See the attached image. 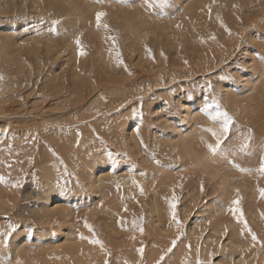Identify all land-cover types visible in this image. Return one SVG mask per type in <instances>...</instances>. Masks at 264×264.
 Returning a JSON list of instances; mask_svg holds the SVG:
<instances>
[{
    "label": "bare ground",
    "instance_id": "bare-ground-1",
    "mask_svg": "<svg viewBox=\"0 0 264 264\" xmlns=\"http://www.w3.org/2000/svg\"><path fill=\"white\" fill-rule=\"evenodd\" d=\"M233 5H236L237 7L234 8ZM209 6L212 7L211 18H209V13H208V7ZM16 7H18V11H22L25 8H28L30 11H32V13H33V14H31L32 22L27 23V21H24L22 19L21 20H15L14 17H12L13 15H11V13L13 12V8H16ZM200 9H206V10L200 11ZM97 11H105L107 13L105 20L110 25L111 28H113V29L116 28L118 25V22H119V29L120 30L116 29V31L119 33V38L121 40V41H119V43H120V51L122 53V58H123V64H121L120 66H117L114 58L109 56V53L107 51L108 45L102 39L103 33L97 32L95 29V13ZM217 14L220 15L224 24L227 26L228 29L231 30V32L233 34H236L235 32L239 31V32H241V34L244 35L243 36L244 40H243V42H240V47H239L241 54L239 53L240 55L238 57V61L236 60L237 62H239L240 66L242 67V70L234 69L233 72L235 75H233V76L234 77L236 76V79H237V81L235 80L236 81L235 83H229L228 84L226 81L218 82L219 87H221L219 89V92H220L221 97H222L221 99L223 101H227V103L239 105L240 106V112L244 116V117H242L243 119H245L247 117L258 118L259 120H261V123H264V63H262L257 58V55H256V54H259L260 57H264V0H171V6L166 9L165 16L163 18H160L156 15H152L148 11H146L145 8L143 7L142 0H128L127 4H119V3L113 2V3H105L103 5L90 3L89 0H0V63L2 64V65L0 64V66L5 67L6 65H8L12 69H16L17 71H20V70L27 69V65H28L27 60L32 62V64H34L38 68L40 67L41 64H43L42 62L45 61L46 63L53 64L52 68L51 67L49 68V66H48V68H49L48 70L50 72L49 80L52 83H56L60 80V77H62V78L68 77L70 80H73V81H78V80L81 81L82 77L87 76V73H85V72L88 68V64L92 63V64H95L93 66H95L96 71L99 74V76L102 77L105 80V82H107L111 85L117 84L116 89L118 90L122 84H124L126 81L129 80V76L127 74V71H125V68H127L128 66H131V69L133 68L132 69L133 71L131 70V72H132V74H135L137 76H138V72L134 73L136 71V70H134L135 68H137L139 71H141L142 74L143 73L147 74V73L152 72L156 69L155 68L154 70H152L153 67L151 68L153 61L151 60V58H149L148 53L145 51V45H147V48L150 49L153 54H156L158 59L161 58L160 55H161V49L162 48L165 47V48L169 49V60H167L166 66L164 65L165 67H168L169 71L171 69L170 72L168 71V75L173 74V71L179 72V70H181L180 72H183L184 70L185 71L188 70V67H189L188 62L191 59H193L194 63L197 65L201 64L202 61H204L205 55L207 52V48L206 47L203 48V46L199 45L200 44L199 43L200 38L196 39V40L193 39L195 36H199L200 32H201L200 37H203L208 32L211 31L212 32L211 34L214 35L216 37V39H219L218 41H214V40L208 41V38H206L204 40L208 44L207 46L213 44L211 46L213 47L214 50L220 48L221 46L226 45L227 40H228L227 37L229 35L224 30V28H222L220 26V24L216 20ZM237 16L240 17L239 21H242V24L236 19ZM57 19L61 20V24L58 26L60 34L58 36H54V35L50 34L49 28L52 24V21L57 20ZM238 22H239V24H238ZM177 25H179L180 27H177ZM203 30H205V31H203ZM37 33H39V35ZM79 33H83L82 40H83L84 44L86 45L85 50L87 52V55L78 58L77 54H76V49L72 43V40L75 37V35H77ZM237 34H239V33H237ZM241 34H240V36H241ZM237 37H239V36L237 35ZM238 39H240V38H238ZM183 41L185 42L187 48H184L180 45V43H183ZM205 42H204V44H205ZM214 44H218V46L216 45L217 47H215ZM211 46H209V47H211ZM246 46H248V47L253 46L256 48V50H247V49H245ZM183 52H185L186 54L184 55ZM211 53H212V51H211ZM221 53H219V54H221ZM154 57H155V55H154ZM208 58L209 57H206V60ZM185 60L187 61V64L184 63ZM159 62L157 61V59L155 60L156 64H158ZM164 62H165V60H164ZM79 65L80 66L82 65V67H79ZM161 66H163V65H161ZM193 68H195V67H193ZM1 70L3 72H5L3 69L0 68V71ZM222 72H220V73L221 74L225 73V72H223V73ZM165 73H166V71H165ZM152 79H154V78H152ZM229 79H231V78H229ZM130 80H132V78ZM166 80H168V79H166ZM68 82L69 81H67V83ZM147 83H145V85H147ZM212 83H213V81H212ZM134 84H135V82H134ZM149 84H150V81H149ZM156 84L157 83H155V85ZM64 85H65V80H64ZM155 85L153 84V89H154ZM67 87H68V85H67ZM99 87H100V85H99ZM142 87L144 88L145 86H142ZM204 87H203V89H204ZM86 88H89V87L87 86ZM114 88H112V89H114ZM96 89H98V88H96ZM112 89H111V91H113ZM165 89H166V86H165ZM94 90H95V88H94ZM201 90H202V88H201ZM212 90L214 91L215 89L212 88ZM64 91H65V89H64ZM178 91L181 92L180 90H178ZM183 91L178 96H176L177 107H178V109H177L178 111L176 113L173 112V108L171 107V104H170L171 99L167 98L166 94H165L166 97L164 95L165 98L162 99L163 96L160 93L161 94V100H159L160 98L155 99L156 98L155 97L154 98L156 100L154 102L155 104H152V105L150 104V106H149L148 104L144 103V106L142 108H146L147 105L149 107H152V110H151L152 116L151 115H148V116H151V119H153V121H154L153 124L156 123V125L153 128L154 132H152L150 134L151 136H150L149 141L151 143L150 142L148 143V144H150L151 147L149 145H147V143L145 142L146 140H143V143L147 149L145 147L141 146L140 140L142 138L143 133L141 134L140 130H139V132L141 135L139 137L136 135V132H135V135H136L135 137H132L133 132H131L132 134H130V132H128L129 135H125L126 136L125 138L127 139L128 143L130 142L129 146L131 147V149L135 150V155L138 156L139 158L142 157V159H139V162L142 165L141 167H144L145 165H149V166H152L151 168H152V171H154L153 173H157L156 171L160 172L159 174H161L162 177H159V178H162V181H160V180H158V181L161 182L162 189H163V186L166 187L165 185L168 184L169 181L172 182L171 186H173V183L176 182V181H174L175 177H178V175L177 176H175L176 174L173 175L171 172L172 170L165 168L164 162H162L163 165H160L161 164L160 161H158V163L151 161L150 157H152L154 155V151L157 150L160 145H164L165 147H167L168 150L170 149L171 151H173V153L175 152L174 158L180 159V162H179L181 164L180 166H186V168L193 169V171L195 173V175L192 177L193 181H194V179L196 181H199V180H205L206 181V186L209 187L208 188L209 196H210V192H211L212 199L206 205H200L198 210L195 211V213L191 212L190 209H188V206L186 204H184L181 207L179 206L180 208L178 207L179 208L178 212H179V215L182 216L183 219L184 218L187 219L186 216L189 217L193 213L192 217H190L193 220L190 222L191 219L190 220L187 219L188 222L186 220V227L184 228L185 236L187 237V239H190L192 242L196 243V238H200V236L202 235L201 240H203L204 243L206 244V246H208L209 248L215 247V242H220V241H222V243L226 242V244H223L224 245L223 248L220 247L218 244V246L221 248V249L219 248L221 250V252H219L218 255L214 258V264H227V262H228V259L226 258L227 255L226 254L224 255V259H222V257H221L223 255L224 249H226V251L233 249L239 255L242 253H246L247 251L252 250L253 248H250L251 238L245 237L246 235L243 237L240 235L239 226L236 225V223L232 221L233 218H232V220H230V218L228 217L229 221L228 220L225 221V218L229 214L225 211V209L228 207L230 201L233 199L234 190L238 188L240 190V195L242 197L241 203L247 204L246 205L247 209L245 206V217L247 219L248 224L250 226L254 227L255 229L260 228L261 222H262V220L260 218V213L264 212V200L259 199L258 193L256 191V187H257V185H259L260 187H264V178H261L258 180L255 172H253L252 175H248L246 173L239 172L237 169L233 168L230 164H228L227 160L221 158L220 156H212L208 152V150L203 147V144L201 143V137L202 136L204 137V139L207 136V139H209V141H210V138H209L210 135L201 131V127L210 126L209 121L208 120L205 121L203 119L205 117L200 113V109L203 106L204 97L206 95L205 94L204 95L199 94L203 98L202 101L200 100V98L195 100V101H191V98L189 97V95L185 94V92L183 93ZM217 91H218V89L216 90V92ZM166 92H164V93H166ZM204 93H206V92H204ZM113 94L115 95V93H113ZM208 94H211V93L209 92ZM215 94H217V93H215ZM131 95H129V96H131ZM140 95H142V94H140ZM199 95H195V96L198 97ZM217 95H219V94H217ZM8 96H10V95H8ZM91 97H92V95H91ZM100 97H102V96H99L98 98H100ZM117 97H118V95L116 96V98ZM144 97H142V98H144ZM1 98L3 99V97H1ZM1 98H0V100H1ZM58 98L60 100V97H58ZM79 98H81V97H79ZM98 98L97 97L94 98V100H96V102H98L97 104L100 103V101H98ZM90 101L87 103H90ZM125 101L127 102L126 99H125ZM132 101H134V100H132ZM139 101L140 100H138V102ZM152 101H154V100H152ZM11 102H13V101H11ZM94 102L95 101H91L92 106H94L93 105V104H95ZM101 102H105V101H101ZM18 103H16V104H18ZM73 103H75V102H73ZM148 103H151V101ZM61 104H63V103H61ZM136 104H138V103H136ZM1 105L2 104L0 102V111L3 110L2 109L3 107L1 108ZM133 105H135V104H133ZM133 105L131 107H134ZM4 106H5V104H4ZM56 106H58V105H56ZM84 106L87 107L88 105H84ZM96 106H98V105H96ZM127 106H129V108H130V104ZM135 106H138V105H135ZM12 107H13V105H12ZM86 107H84V109H86ZM88 107H91V105L89 104ZM121 109H122V107H121ZM137 109L139 110V108H137ZM180 110H182L181 114H178L180 112ZM42 111H43V109H42ZM130 111H133V110H130ZM229 111H231V110H229ZM3 112H4V110H3ZM43 112H45V110ZM115 112H117V111H115ZM147 112H148L147 114H150L149 110ZM0 113H2V111ZM39 113H41V112H39ZM20 114H22V113H20ZM77 114H78L77 116H79V113H77ZM2 116H3V114H2ZM113 116H115V115H113ZM121 116H123V115H120V117ZM44 117H46V116H44ZM118 117H119V115H118ZM130 117L131 116H129V118ZM6 118L8 119V117H6ZM23 118H20V119H23ZM73 118H74V116H73ZM5 119H4V121H5ZM132 119H134V120H132V122H134L138 118L132 117ZM15 120H17V119H15ZM149 120H150V118H149ZM150 121L152 122V120H150ZM125 122H127V121H125ZM129 122L132 123L131 121H129ZM129 122H128V124H129ZM135 122H137V123H135V125H138V123L142 124V121L140 122L139 120H137ZM241 122H243V121H241ZM118 124H121V123H118ZM149 124H147V125H149ZM128 127H130V126H128ZM161 127L164 128L165 132L162 131ZM4 129H6V128H4ZM4 129H2V130H4ZM111 129H112V127H111ZM126 129H124V130H126ZM135 129H137V128L135 127L134 129L132 128L131 130H135ZM141 129L145 130L143 128V126ZM22 130H21V132H22ZM129 130L127 129V131H129ZM259 131H257V132H259ZM21 132H20V134H21ZM23 132H22V134L25 133V132L24 133ZM30 132L32 134V131H30ZM4 133H5L4 131L0 133V135L2 137V139L0 138V142L2 140L1 143H4V141H5V140H3L4 138L2 136ZM9 133L10 132H8L7 133L8 135H6L8 137V140L11 138V137L9 138V136H11V135H9ZM27 133H28V131H27ZM117 133H119V132H117ZM120 133H122V135H123V132H120ZM255 134H258V133H255ZM24 135H26V134H24ZM7 137H5L6 140H7ZM252 141H253V143L259 142V140H258V138H256V136H255V138H253ZM256 141H258V142H256ZM10 142L11 141L9 140V143ZM26 142H28V141H26ZM260 144L261 143H258L257 145L260 146ZM7 147H8V145H7ZM0 148H1V146H0ZM2 150H0V151L2 152ZM85 151H83V153ZM3 152H5V151H3ZM93 152L98 154L97 150H95ZM128 152L130 153V156L132 157L133 155L130 151V148H129ZM69 153H70V151H69ZM69 153L66 156L71 154V153L70 154ZM104 154H106V153H104ZM145 154H147V155H145ZM3 156H5V155L3 154ZM90 156L91 155H89V157ZM106 156H108V155H106ZM6 157L7 156H5V158ZM12 157H10V158H12ZM91 157H93V156H91ZM91 157L89 160L90 163H92L91 159L93 161V158H91ZM97 157H98V155H97ZM101 157H102V155H101ZM102 158H101V160H102ZM1 159L2 158H0V160ZM3 160H1V161H3ZM5 161H7V163H9L8 159H5ZM87 161L88 160H86L84 163L87 165V170L88 169H90V170L85 171L83 161H81V166H82L83 170H81V168H80V170H81V172L85 171V173H82V175H83L82 178H79L78 175H74V177L80 182L79 184L78 183L76 184V186H77L76 189H80L78 186H81L83 189H89L90 190L89 193L91 195L89 197L88 203L92 204L91 206H96L97 210L99 211L98 213H100V215H101V212L103 214L106 213L105 219H103V220H105V221L108 220L107 217H109V215L111 217H113V219L115 218L117 220L118 219L124 220L123 215L120 213L121 211L119 212V209H118V212L115 210V203H116L117 208L123 207V209H124L126 203L129 202L131 198H134V197L140 195V190L132 185V183H131L132 179H135L139 183V185L143 188V191L145 190L144 193H148L149 188H150L149 184L151 182L150 181V178H151L150 175L152 173L149 176H148L149 173H146L143 176L137 175L139 177H136V176H123L122 177V176L117 175L118 177H116V178L110 176V179H105L104 173H106L107 170L110 171V169L111 168L113 169V167H111V168L109 167L108 169L107 168L104 169V167L102 168L100 166L98 168L99 165L95 162V164H93L94 168L93 167L91 168V166L88 164L89 161L88 162ZM104 161H105V159H104ZM237 161H235V163L238 164L240 167L248 168V169L258 168L257 166H252V165L247 166L248 164L245 165L244 163L242 165V162L239 163ZM4 162H2V163L5 165L6 163H4ZM70 162H71V160H70ZM25 163L27 164V162H25ZM31 164L29 165V161H28L29 167L31 166ZM256 165H258V163ZM126 166H127V164H126ZM52 167H54V166H52ZM107 167H108V165H107ZM0 168L1 169H3V168L7 169V167H4V166L2 168L1 165H0ZM148 168L149 167H147V169ZM9 169H7L8 170L7 172H9V174L10 173L12 174L13 169H11L12 170L11 172L9 171ZM73 169H74V167L72 168V170ZM119 169H121V168L119 167L118 170ZM182 169L184 170L185 168H182ZM45 170H47L46 167H45ZM76 170L79 173H81L80 170H78V169H76ZM76 170L74 171L75 173H76ZM118 170L115 168L114 171L118 172ZM143 170H144V168H143ZM143 170L141 173L146 171V169H145V171H143ZM55 171H54V173H55ZM139 171H141V170H139ZM2 172H4V171L2 170ZM69 173L71 174V172H69ZM120 173H122V172L119 171V173H117V174H120ZM135 173L136 172L134 171V174ZM44 174H47V173L44 172ZM125 175H127V172ZM9 176H8V178L11 177V176L10 177ZM39 176H40V174H39ZM56 176H58V175H56ZM72 176H73V174H72ZM46 177L49 178V176H47V175H46ZM153 177L155 178V175H153ZM8 178H6L7 181H8ZM51 179H53V178H51ZM51 179H50V181H52ZM55 179H56V177H55ZM82 179H83V181H82ZM11 180H13V178ZM108 181L110 182V186H109L110 192H105V189L108 188L107 187ZM153 182H156V181L154 180ZM160 182H158L159 185H160ZM8 183L6 184V188H7ZM11 183L12 182H10L9 185ZM52 183L53 182H51L49 184L52 185ZM57 183H58V181H57ZM63 183L64 184H62V183L61 184L65 185V182H63ZM197 183H199V182H197ZM201 183H202V181L199 183L200 185L197 184L198 189H199V190L197 189V191H201ZM82 184H83V186H82ZM117 184H119V190L117 189ZM197 185H196V183L191 182V187L192 186L197 187ZM2 186H3V184H0V187H2ZM76 186L73 185L72 188L74 189V187H76ZM8 187L13 188V186H8ZM54 187H56V186H54ZM54 187L50 186V185L49 186L46 185L45 189L42 191L43 199L38 200V201H40L41 204L45 205L43 207L47 210V212L45 214V211L43 210L44 209L43 208L42 214L44 213L45 215H47L46 218L47 217L52 218V215L53 214L55 215V212H57V211L58 212L61 211L64 213L63 214L64 216L62 218V223H64V224H63V226H61L62 228H58V229H60L59 237H57V240H51L53 242L54 246L50 247V248L51 249L53 248L54 250L55 249H64V251H66V250L71 251L72 250L75 253L70 254L71 258H73V260H75L76 262L80 263L83 260L80 259L79 255L77 253V250H79L81 248V246L86 247L87 245L85 244L84 241H81L77 238V230H79V232L81 233V230L83 228H79L74 223V221H73L74 219L72 218V216L68 212L70 210L69 208L73 207L77 202H80V200L82 199L83 196H82L81 192L79 190H77V191H79L78 197H76V195H75L72 197L68 196L69 198L62 196V198H61L60 196L62 194H60V191L62 193L63 192L62 190L64 188L62 187L63 189L61 190V188L57 189ZM195 187H192V189L191 188L187 189L186 193L184 192L185 193V201H187L189 198L194 196V195L192 196V193L196 190ZM76 189H74L75 192L72 191V192H74V194L78 193V192H76ZM3 190H5V188ZM12 190L13 189H11V191ZM18 190H19V188H18ZM65 191H64V193H65ZM138 191H139V194L137 193ZM161 191L162 192H160V191L159 192L163 193L165 190L164 191L161 190ZM3 194L4 193H2V194L0 193V208L6 207V209L5 208H3V209L8 211V209H9L8 206H12L10 204L13 202L11 201L10 204L4 202V199L6 200V196H5L6 194H4V195ZM8 194L9 193H7V195ZM10 194H11V192H10ZM151 194H150V196H152L153 199L151 202H148V203L151 204V205L150 204L149 205L151 206L152 211L150 209L149 210H150V213L152 212L153 215L151 214L152 218H150V219H152V221H151L152 223L149 225L148 228L151 229L155 225V227L157 226V228H155L157 233H161V235L163 234V236L167 235L170 232L168 229L164 228L165 226L163 224L165 223V221H164V223H161V222H159V220L161 221L162 219H166V217H168L169 215L166 216V214H163L165 212L162 209H160V206H159L160 204L159 205L157 204V202H156L157 199L154 197L155 195H151ZM205 194H204V196H205ZM146 195L147 194H145V197H146ZM158 195H159V193H158ZM143 196H144V194L142 195L143 200L146 199ZM195 196H196V194H195ZM12 197H15V199H12V200H14L16 202L17 196H12ZM162 197H165V196H162ZM107 198L110 200V202L105 203ZM138 199H140V197H138ZM135 200H137V199H135ZM166 201H167V197H166ZM118 202H122V203H118ZM163 202H165V200ZM146 203L144 202V204H146ZM6 204H8V205H6ZM63 204L66 205V208H62V207L60 208V206ZM130 204L131 203H129L128 205H130ZM244 204H243V206H244ZM194 205H195V203H194ZM91 206L86 205L87 208H89ZM19 207H20V205L18 206V209H19ZM11 209H12V207H11ZM90 209H92V208H90ZM163 209H165V208H163ZM20 210H22V209H20ZM106 210H108V212H106ZM0 211H1V209H0ZM123 212H126V211L123 210ZM0 213H2V211ZM34 214H36V213H34ZM42 214H40V215H42ZM127 214H128V212H127ZM127 214H125V215H127ZM167 214H169V213H167ZM195 214H197V216H195ZM20 215H22V214L20 213ZM149 216H150V214H149ZM183 216H185V217H183ZM100 217H101L100 221L102 222L103 216H100ZM40 218H42V217H40ZM96 219H99V218H96ZM117 220L113 221L114 223H112V220L111 221L109 220V222L112 223L110 225L105 224L104 222H102L104 224L101 223L102 225L106 226V228H107L106 232L109 235H115V234L120 232L121 227L117 224ZM203 221H205V222L203 223ZM23 222H26L24 220V218H23ZM29 223H31V222H29ZM41 223H42V221H41ZM97 223H99V222H97ZM49 224H50V222H49ZM49 224H48V226H49ZM21 225H23V224H21ZM225 226H227L228 234L226 236H222V233L224 231ZM24 227H25V225H24ZM28 227H29V225H28ZM56 227H57V225H56ZM31 228L30 229L27 228V230L31 231L32 230ZM34 228H33V230H34ZM95 228H97V225L95 226ZM53 230H55V229H53ZM84 230L85 229H83L82 231H84ZM263 230H264V228L261 231H263ZM28 231H26V232L24 231L25 233L23 232L22 234L24 235ZM85 232H86V230H85ZM124 232L122 231V234ZM37 233H39V232H37ZM42 233H43V231H42ZM56 233L58 234V230ZM33 234H34V232H33ZM161 235L158 234V236H161ZM47 236H49V234ZM16 237H15V240H16ZM25 237H27V238H22L21 240L19 239L21 244L23 243L22 247H23V249H25V252H24V250L23 251L20 250L21 252L19 251V249L22 248V247L19 248V245H20L19 244L20 242H18L19 240L16 241L18 243H16V242L10 243L12 245L11 246L9 245V247L7 249H5L2 244H0V260L9 259V260H11V263H13V261L16 262L17 260H15V258H14L15 254L17 256H21V255L26 253V251H27L26 249L29 250L31 248V246L28 244L30 246L29 247L27 245V243L37 244L38 240H36V238L29 237V236H27V234L25 235ZM41 237L43 238V236H41ZM50 237L51 236H49V238ZM121 237H122V235H121ZM156 237H157V235H156ZM37 238H39V236ZM17 239H18V237H17ZM51 239H52V237H51ZM153 239H152V241H153ZM258 239L261 241H264V237H259ZM160 240L162 243V241L164 239H160ZM44 242L47 243L48 239L44 240ZM44 242L42 241L43 245L46 244V243L44 244ZM149 244L151 245V243H149ZM23 245H25V246H23ZM43 245H40L39 247L37 246V249L38 250L42 249L44 247ZM163 245H166V243L165 244L163 243ZM163 245L160 244V246H163ZM34 247H36V246H34ZM45 247H46V245H45ZM164 247H166V246H164ZM46 251H48L47 248H46ZM55 251H57V250H55ZM55 251H53V252H55ZM82 251H84V250H82ZM39 252H41V251H39ZM149 252L153 253L151 251H149ZM179 252H181V251H179ZM194 252L195 251H193V253ZM259 252L262 253L261 256L257 255L256 254L257 252L254 253V256L255 257L259 256L262 259H264V248H263V251H259ZM156 253H157V251H156ZM49 254L50 253H48V256H51ZM63 254L64 253H62L61 255H63ZM158 255H157V257H158ZM176 256L178 259V254H176ZM32 257H34V256H31L29 258L25 257V259L27 258L26 263H27V260L28 259L30 260V258H32ZM38 257H40L41 261H39V262L41 263L42 260H44V253H42V252L39 253ZM38 257H36V258H38ZM55 257H53V258H55ZM139 257H140V255H139ZM13 258H14V260H13ZM22 258H24V257H21L19 259L21 261V264H22V262H23V264H26L25 261H22L23 260ZM168 258H170V256H168ZM168 258H166V259H168ZM148 259L150 261L154 259L153 261H151V262H154L156 259V254H153V256L151 255V257ZM49 260H51V259H49ZM59 260L62 261V259H59ZM169 261H170V259H169ZM169 261H167L165 263L172 264ZM233 261H235V260H233ZM241 261H242L241 259H238V261L236 263H233V264H240ZM177 262H178V260H177ZM29 263H30V261H29ZM62 263L63 262H61L60 264H62ZM72 264H74V263H72ZM175 264H180V262L179 263L175 262ZM231 264H232V261H231ZM245 264H247V262Z\"/></svg>",
    "mask_w": 264,
    "mask_h": 264
},
{
    "label": "rangeland",
    "instance_id": "rangeland-1",
    "mask_svg": "<svg viewBox=\"0 0 264 264\" xmlns=\"http://www.w3.org/2000/svg\"><path fill=\"white\" fill-rule=\"evenodd\" d=\"M205 10L206 9H200V11H205ZM31 14H33V13L28 8H25L22 11H18V7L13 8V12L11 13V15H13L12 17H14L15 20H21L22 19L24 21H27V23H31L32 22ZM239 22L242 24V21H239ZM239 22H238V24H239ZM116 29L120 30L119 29V22H118L117 27L114 28V30H116ZM203 31H205V30H203ZM211 33L212 32L210 31V32H208L205 35L206 37L205 36L200 37L201 36V32H200L199 36H195L193 38L195 40L200 38V41H199L200 44L199 45L203 46V48L204 47L207 48L205 59H204V61H202L203 64L201 63V64L197 65V64L194 63V60L191 59L188 62L189 63L188 70L185 71L183 69L184 70L183 72H180L181 70H179V72L178 71H173V74H169L168 75V71L169 70H168V67H165V66H166L167 60H169V49L164 47V48L161 49V52L164 53V56L162 58V56L160 55L161 56L160 59H158L156 54H153L152 51H151V53H152L151 60L153 61L151 68L153 67L152 70H154L156 68L152 72H149L147 74H145V73L142 74L141 71H139L137 68H135L134 70H136V71L134 73L138 72V76L135 75V74L129 75V71L131 72V70L133 68L131 69V66L127 65L128 66L127 67L128 68L127 74L129 76V80L126 81L124 84H122L121 87H119L118 90L116 89L117 84H115V85L112 84L111 85V84L105 82V80L102 77L99 76V74L96 71L95 66H93L95 64H92V63L88 64V68H87V70L85 72V73H87V76L82 77V80H81L82 82L79 81V80L78 81L70 80L68 77L67 78L60 77V80L58 82H56V83H52L49 80L50 72H49L48 69L50 67L52 68L53 64L46 63L45 61H43L42 62L43 64L40 65V67H39L40 69L38 67H36L34 64H32V62H30L28 60H27V62H28L29 66L27 65V69H25V70L17 71L16 69H12L8 65H6L5 67L0 66V68L5 71V72H3L2 70L0 71V74H2L3 77H4L3 81L0 83V89H2V90H0V98L3 97V99L1 98L0 102L3 105V106L1 105V108L3 107L2 109L5 112L4 113L3 110H1L2 113H0L1 114L0 115V129L2 130L4 128H6V129H4L2 131L0 130V131L1 132H3V131L5 132V130H6V132L8 131V132L11 133V134L9 133V135H11V136H9V138L11 137L9 140L11 141L10 143L12 144V150H13L11 153H9L7 151V148H8L7 145L9 144V140H8V137L6 135H4L5 134L4 133L2 136L4 138L3 140H5V141H4V143H1L2 142V140H1V142H0V146H1L0 150L3 149L2 152L0 151V158H2L1 160H3V159L4 160L3 161L0 160L1 161L0 165L3 168V166L6 167L5 165L10 163L11 167H9L10 169L7 167V169H9L10 172L12 171L11 169H13L12 174L14 173L13 175L11 173L9 174V172H7L8 170L6 168L5 169L4 168L3 169L0 168V175L4 176L5 179L8 178V176L10 175L11 177L9 176L10 178H8V182L9 183L12 182L10 185L8 183L7 188H6V184L7 183L3 184V186L0 187V193L1 194L2 193L6 194L5 195L6 196V200L4 199V202L9 203V204L11 203V201L13 202V203L10 204L12 206H8L9 207V209H8L9 212L7 210L3 209V208L6 209V207L0 208L1 211H2V213H0V232H1L0 235H2L4 229L7 226V223L12 222V223H16V224L20 225L21 227L14 234V236L11 238L10 243H14V242L18 241L19 239L21 240L22 238H27V237H25L26 234H27V236L36 238V240L39 241V242L37 241V244L27 243V245L29 244L31 246V248L29 250L26 249L27 250L26 253L21 255V256H17L15 254L14 255L15 260H19L21 257H24V258H22L23 260L22 259L21 260L25 261V263H26V259L27 258H29L31 256H34V257H32L33 259L32 258H30V260L28 259L26 264H39L40 263L39 261H41V259H40V257H38V255H39V253L42 252V253H44V260H42L43 263L41 262L40 264H53V263L54 264L55 263L56 264H60L61 262H63L64 264H69V263L70 264H72V263H74V264H85V263L86 264H103L104 255H103V253H101L99 247L93 246V245L89 244L87 241H84L85 244L87 245L86 247L81 246V248L79 250H77V253H78L80 259L83 260L80 263L76 262L75 260H73V258H71L70 254H74L75 253L74 251H72V250L71 251H69V250L64 251V249H55V250H57V251H55L53 248L52 249L50 248V247L54 246L53 242L51 240H57V237H59V232H60V229H58V228H62L61 226H63V224H64V223H62V218L64 216L63 212H61V211L58 212L57 211V212H55V215L54 214L52 215V218H49V217L46 218L47 215H45V214H46L47 210L43 207L45 205L41 204L40 201H38L40 199H43L42 191L45 189L46 185L47 186L50 185V186H53V187L56 186L54 188H57V189L61 188V190L64 188L62 190L63 191L62 193L60 191V194H62L60 196L61 198H62V196L66 197V198H69V197H72V196H75V195H76V197H78L79 191L81 192V194L83 196L82 199L80 200V202H77L73 207H70L69 208L70 210H69L68 213H70V215L74 219L73 220L74 223L79 228H83V229L86 230V232H85V230L82 231L83 229L81 230V234L85 233L84 236H89L90 235L88 230L86 228H84V226H83L84 221L87 220V222L90 225L93 226L95 232L98 235V238L101 239L104 242L105 247L111 253V255L109 257L110 264H124L125 261H128V264H137V261L141 260V257H139L138 253L136 252V249L141 246V243L143 244V247L145 246L144 247V252H143L144 255L142 257L143 264H146V263L149 264L151 261H153L154 259L151 260V261L148 259V258L151 257V255L153 256V254H156V259H155L154 262H151L150 264H156V262L160 259V256L163 254V252H165L166 249L170 246L171 240L176 236L175 226L171 225L170 214H167V213H169V207H167L168 203L166 202V197H167V199L168 198L170 199L172 194H173V191L175 192V194L178 197H180V199L178 201V206H177V213H178V218H180L181 222L184 224L185 227H186V220L187 219L188 220L191 219L190 222L193 220L192 218H190V217H192L193 213L189 217L186 216L187 219H185V218L183 219L182 216L179 215L178 209L181 206H183L184 204H186L188 206V209H190L191 212L195 213V211L198 210L200 205H206L212 199L211 192H210V196H209V192H208L209 191L208 190L209 187L206 186V181L205 180L196 181L195 179L193 181L192 177L195 175L193 169L186 168V166H180L181 165L179 163L180 159L179 158L178 159L174 158L175 157V152L173 153V151H171L170 149L168 150L167 147H165L164 145H160L159 148L154 151V155L152 157H150L151 161L152 162L155 161V163L160 161V163H161L160 165H163L162 162H164L165 163L164 167L169 169V170H172L171 171L172 174L173 175L176 174L175 176L178 175V177H175V180H174V181H176L175 182L176 184L173 183V186H171L172 182L169 181V183L165 185L166 187L163 186V189H162L161 182H160V181H162V178H159V177H162L161 174H159L160 172L156 171L157 173H153L154 171H152V168H151L152 166H149V165H145L144 167H141L142 165L139 162V159H142V157L139 158L138 156L135 155V150L131 149V147L129 146L130 142L128 143L127 139L125 138L126 137L125 135H129L128 132H130V134H132L131 132H133L132 137H135L137 135V134L135 135L136 129L135 130H131V129L132 128L134 129L135 127L137 128V126L139 125V130L141 131V134L143 133L141 139L142 140H146L145 142L147 143V145L150 146V144H148L150 142L149 141L150 136H151L150 134L152 132H154L153 128L156 125V123L153 124L154 121H153V119H151L152 107H149V106H150V104L151 105L155 104L154 103L156 101L155 99H159L160 98L159 100H161V94L163 96L162 99L165 98L166 95H167V98L171 99L170 100L171 107L173 108V112L176 113L178 111L177 110L178 107H177L176 96H178L183 90H184L183 93L185 92V94L189 95V97L191 98V101H195V100H197L199 98L202 101L203 100V98L201 96L202 94L203 95L205 94L206 96H208V95L211 96L212 93H217V94H219L218 96L220 97V102H221L222 106L231 115L233 114V116H234V118L236 120V124L239 125L242 129L251 128L254 131L253 132V138H255V136H256V138H258V140H259V142L258 141H256V142L261 143L260 146L264 145V143H263L264 142V139H263L264 138V123H261V120H259L258 118H249V117H247V118L243 119L242 117H244V116L240 112V106L237 105V104L235 105V104L227 103V101H223L221 99L222 97H221V94L219 92V89L221 87H219L218 82L226 81L228 84L229 83H235L237 81V79H236V76L235 77L233 76V75H235L234 72H233L234 69L242 70V67L240 66L239 62H237V61H238L239 55L241 54L240 50H239V47H240V42H243V40H244V37H243L244 35L241 34V32L236 31L235 32L236 34H233V36L229 35L227 37L228 40H227L226 45L221 46L223 49L220 47V48L214 50L213 47L211 46L213 44L209 45V46H211V47H209V46H207L208 44L205 41H204L205 44L201 43V38L203 40L208 38V41L209 40L212 41L211 39H209V36L212 35ZM237 33H239V34H237ZM240 34H241V36H240ZM237 35L239 37H237ZM238 38H240V39L242 38V39L240 40ZM218 40L219 39H215L214 41H218ZM119 41H121L120 38H119ZM180 45L182 47H184V48H187V46H186L184 41H183V43H180ZM216 45L218 46V44H214L215 47H217ZM119 46H120V43H119ZM245 49H247V50H256V48L253 47V46H249V47L246 46ZM210 50L212 51V53H211ZM183 53H184V55L186 54L185 52H183ZM219 53H221V54H219ZM154 55H155V57H154ZM121 56H122V53H121ZM165 57H166V59H165ZM206 57H209L210 59L208 58L206 60ZM156 59H157L158 62L160 61L158 64L155 63ZM164 60H165V62H164ZM160 64L163 65V66H161ZM48 66H49V68H48ZM79 67H82V65L81 66L79 65ZM193 67H195V68H193ZM165 71H166V73H165ZM170 71H171V69H170ZM222 71L225 72V73L221 74L220 72H222ZM200 76L201 77L203 76L204 78L203 77L201 78ZM220 77H226V79H220ZM84 78L85 79L87 78V79L85 80ZM131 78H132V80H130ZM152 78H154V79H152ZM229 78H231V79H229ZM166 79H168V80H166ZM64 80H65V85H64ZM67 81H69V82L67 83ZM149 81H150V84H149ZM212 81H213V83H212ZM134 82H135V84H134ZM154 82L157 83V84L155 85ZM209 82L212 84V88L215 89L214 90L215 92L213 90H212V92H210L211 94H208L209 92L207 90V84ZM145 83H147L148 86L145 85ZM153 84L155 85L154 89H153ZM67 85H68L69 88L67 87ZM99 85H100V87H99ZM87 86L89 88H86ZM142 86H145V87L143 88ZM165 86H166V89H165ZM111 87L112 88L115 87V88L112 89ZM203 87H204V89H203ZM94 88H95V90H94ZM96 88H98V89H96ZM101 88L102 89L104 88V89L102 90ZM110 88L113 91H111ZM201 88H202V90H201ZM64 89H65V91H64ZM217 89H218V91L216 92ZM178 90H180L181 92H179ZM203 91L206 92V93H204ZM112 92L115 93V95ZM164 92H166V93H164ZM140 94H142V95H140ZM199 94H201V95H199ZM8 95H10V96H8ZM12 95L13 96L15 95V96L13 97ZM91 95H92V97H91ZM117 95H118V97L116 98ZM129 95H131V96H129ZM164 95H165V97H164ZM195 95H199V96L196 97ZM99 96L104 97V99H101V97L98 98ZM58 97H60V100H59ZM79 97H81V98H79ZM95 97H97L98 101H100L99 104H97L98 102H96V100H94ZM142 97L145 98V99L144 98L142 99L143 101L140 99ZM125 99L127 100V102L125 101ZM90 100L91 101H95L94 102L95 104H93L94 106H92ZM132 100H134V101H132ZM138 100H140V101L138 102ZM152 100H154V101H152ZM11 101H13V102H11ZM14 101L16 103H18V102L19 103L16 104ZM89 101H90V103H87ZM101 101H105V102H101ZM150 101H151V103H148ZM73 102H75V103H73ZM61 103H63V104H61ZM136 103H138V104H136ZM144 103L148 104L149 106L147 105L146 108H142L144 106ZM4 104H5V106H4ZM89 104L91 105V107H88ZM129 104H130V108H129V106H127ZM133 104L138 105V106H135ZM12 105H13V107H12ZM56 105H58V106H56ZM84 105H88V106L86 107ZM96 105H98V106H96ZM132 105L134 107H131ZM84 107H86V109H84ZM121 107H122V109H121ZM128 108L130 110H133V111H130ZM137 108H139V110ZM42 109H43V111L45 110V112H43ZM148 110H149L150 114H147ZM229 110H231V111H229ZM115 111H117V112H115ZM141 111L143 112L142 119H141V116L139 115V113ZM181 111L182 110H180V112L178 114H181ZM39 112H41V113H39ZM20 113H22V114H20ZM77 113H79V116H77L78 115ZM2 114H3V116H2ZM113 115H115V116H113ZM118 115H119V117H118ZM120 115H123V116L120 117ZM148 115H151V116H148ZM44 116H46V117H44ZM73 116H74V118H73ZM129 116H131V117L129 118ZM6 117H8V119ZM132 117L133 118H138L135 121H137V120H139L140 122L142 121V124L138 123V125H135V123H137V122H135V121L132 122V120H134V119H132ZM20 118H23V119H20ZM149 118H150V120H152V122L149 120ZM4 119H5V121H4ZM15 119H17V120H15ZM203 119L205 121H207L206 118H203ZM124 120L127 121V122H125ZM129 121H131L133 124L130 123ZM241 121H243V122H241ZM128 122H129V124H128ZM118 123H121V124H118ZM147 124H149L150 126L147 125ZM128 126H130V127H128ZM142 126H143V128L145 130L141 129ZM111 127H112V129H111ZM126 128L128 130L129 129L130 130L127 131ZM124 129H126V130H124ZM161 129H162L163 132H165L163 127H161ZM21 130H22V132L24 131L25 133L24 132L23 133L26 134V135L22 134ZM27 131H28V133H27ZM30 131H32V134L37 136V139L35 141H33L31 139V136L29 135V134H31ZM116 131L119 132V133H117ZM233 131H235V130H233ZM257 131H259L260 133L257 132ZM20 132H21V134H20ZM120 132H123V135ZM78 133H79V136L77 135ZM255 133H258V134H255ZM141 134L139 132V136ZM26 136H28V140H27L28 142H26V140H25ZM5 137H7V140L5 139ZM13 137H14V139H13ZM0 138L2 139L1 135H0ZM209 138H210V141H209V139H207V136H206L205 140L208 143H214V140H212L213 138L211 136ZM230 138H229V140H227L225 142L224 147L231 148V147L235 146V144H236L235 135L231 136ZM77 141H79V142L77 143ZM258 143H253V141H252L251 146L253 148V155H251L250 157L237 156L238 159L235 157L234 162L238 160L237 162H239V163L242 162V165L244 163L245 165L248 164L247 166H249V165L251 166L252 165V166L259 167V160L258 159L260 158V155H261V153H260V148L261 147L259 145H257ZM203 147L206 148L204 145H203ZM129 148H130V151H131V153L133 155L132 157L130 156V153L128 152ZM95 150H97L98 154L93 152ZM3 151H5V152L7 151V152L5 153ZM69 151H70L71 154L69 153ZM83 151H85V152L83 153ZM103 152L106 153V154H104ZM68 153L70 155L66 156ZM108 153L109 154L111 153V155H109ZM125 153H126V156H125ZM3 154L5 156H7V157L5 158V156H3ZM8 155L9 156L11 155L10 157H12V156L13 157L10 158ZM89 155L93 156V157H91V156L90 157L93 158L94 162L91 159L92 163H90ZM97 155H98V157H97ZM101 155H102L103 158L101 157ZM106 155H108V156H106ZM145 155H147V154H145ZM101 158H102V160H101ZM229 158L232 159V157H229ZM5 159H8L9 163H7V161H5ZM69 159L71 160V162H70ZM104 159H105V161H104ZM86 160L89 161V162L88 161L87 162L91 166V168L92 167L94 168L93 164H95V162H96L99 165V166L97 165L98 168L101 166L102 168L104 167V169L105 168L108 169L109 167L111 168L112 165H113V162L116 161L117 163L115 164V166H116L115 168L118 170V168L120 167L121 169H119L118 172L114 171L115 168H113V169L111 168L110 169L111 172L109 170H107V172L104 173V178L105 179H110V176L116 178V177H118L117 175L122 176V177L123 176H136V177H139V176H141L140 173L142 172L143 168H144L143 171H145V169H146V171L143 172V173H145V174L149 173L148 176L151 173L153 175H155V178L153 177L152 174L150 175V177H151L150 181L151 182L149 184L150 185L149 186L150 187L149 188V192L148 193H144V196H143L146 199L143 200L141 194L139 196L131 198L130 201L126 203V206H127V211L126 212H123V210H124L123 207L122 208H117L116 207V203H115V210L117 212H118V209H119V212L121 211L120 213L123 215L124 221L127 222V224H128L127 227L129 229L131 228L132 219L134 217L139 218L141 215H143V218H144V220H143V229H144L143 235H141L139 232H136V233H132L131 231H128V232L125 231L124 232V230H122V228L120 230L121 233L119 232V233H117L115 235H109L106 232L107 228H106L105 225H102V224L105 223V224L110 225V224L114 223L113 221H116L117 219H115V218L113 219V217H111L109 215V217L106 216L108 218V220H106V221L103 220V219H105L106 213L104 212L105 214H103L101 212V215H100V213H98L99 211L97 210L96 206H91L92 204L88 203L89 197L91 195L89 193L90 190L89 189H83L81 186H78L80 189H76L77 188L76 184L77 183L79 184L80 182L74 177V175H78L79 178L83 177L82 173H85V171L87 170V165L84 163ZM16 161H20L21 163H16ZM28 161H29V165L32 163L30 167L28 165ZM30 161H31V163H30ZM81 161H83L84 168H85V171H82V172H81V170H83V169H82V166H81ZM2 162L6 163V164L4 165ZM25 162H27V164ZM257 163H258V165H256ZM126 164H127V166H126ZM107 165H108V167H107ZM52 166H54V167H52ZM130 166H134V171L136 172L135 174H134V171H132L131 173L129 172ZM45 167H46L47 170H45ZM73 167H74V169L72 170ZM147 167H149L148 168L149 170L147 169ZM80 168H81V170H80ZM182 168H185V169L183 170ZM65 169L67 170L66 172H65ZM76 169L80 170L81 173H79ZM2 170L4 172H2ZM75 170H76L77 174L74 172ZM89 170L90 169H88L87 171H89ZM139 170H141V171H139ZM54 171H55V173H54ZM68 171L71 172V174ZM119 171H121L122 173L117 174V173H119ZM125 171L127 172V175H125L126 174ZM44 172L47 173V174H44ZM39 174H40V176H39ZM72 174H73V176H72ZM46 175L49 176L50 179L53 178L54 180L51 179L52 181H50V179L48 177H46ZM56 175H58V176H56ZM137 175H139V176H137ZM55 177H56V179H55ZM12 178H13V180H11ZM154 180L156 182H153ZM158 180H160V181H158ZM17 181H19V186H16V187H13V188L12 187H8V186H12L13 184H16ZM57 181H58V183H57ZM82 181H83V179H82ZM157 181L160 182V185L158 184ZM201 181L204 183L203 184L204 185L203 186V189H204L203 193L204 194L206 193L205 196H204L203 193L201 194V191H197V189H198V185L197 184H199ZM51 182H53L52 185L49 184ZM63 182H65V185H62V184H64ZM191 182L192 183H196L197 187L192 186V187L196 188V190L194 191L195 193L194 192L192 193V196L193 195L194 196L189 198L187 201H185V193H186L187 189H189V188L192 189ZM197 182H199V183H197ZM83 184H82V186H83ZM177 184H179L180 186L177 187ZM73 185L76 186V187H74V189H76V192H78L77 194H74L75 190L72 188ZM109 186H110V182L108 181V185H107L108 188L105 189V192H110ZM4 188H5L6 191L3 190ZM18 188H19V190H18ZM11 189H13V190L11 191ZM77 190H79V191H77ZM161 190H163V191L165 190L168 194L165 191L163 192L164 194L160 193V192H162ZM64 191H65V193H64ZM72 191H74V192H72ZM10 192H11V194H10ZM7 193H9V194L7 195ZM137 193L139 194V191ZM158 193H159V195H158ZM145 194H147L146 197H145ZM150 194L151 195H155L154 197L157 199V201H156L157 204L158 205L160 204L159 205L160 209H162L165 212L163 214H166V216L169 215L168 217H166V219H162L161 221L159 220V222H161V223H164V221H165V223L163 224L165 226L164 228L168 229L169 232H170L167 235L163 236V234L161 235V233H157V231L155 230V228H157V226L155 227V225L151 228L152 230L150 228H148L149 225L152 223L151 222L152 219H150V218H152L151 216L153 215L152 212L150 213V210L152 211L151 206H150L151 204L148 203V202H151L152 199H153V197L150 196ZM195 194H196V196H195ZM12 196H17V200L18 201L16 200V202H15L14 200H12V199H15V197H12ZM162 196H165V197H162ZM138 197H140V199H138ZM135 199H137V200H135ZM164 200H165V202H163ZM143 201L145 203L146 202L147 203L144 204ZM108 202H110V200L107 198L105 203H108ZM193 202L195 203V205H194ZM118 203H122V202H118ZM129 203H131V204L128 205ZM243 204L244 203H241V207H242V211H243V214H244V217H245V206L247 204H244V206H243ZM6 205H8V204H6ZM19 205H20V207L18 209ZM86 205L91 206V207L87 208ZM11 207H12V209H11ZM61 207L62 208H66V205L63 204V205L60 206V208ZM90 208H92V209H90ZM163 208H165V209H163ZM20 209H22V210H20ZM42 209L45 211V214L44 213L42 214V212H43ZM246 209H247V206H246ZM106 212H108V210H106ZM127 212H128V214H127ZM20 213L22 215H20ZM34 213H36L37 215L34 214ZM39 213L42 214V215H40ZM148 213L150 214V216H149ZM125 214H127V215H125ZM100 216H103V218H102L103 221L102 222H104V223H102L100 221V219H101ZM195 216H197V214H195ZM40 217H42V218H40ZM95 217L99 218V219H96ZM183 217H185V216H183ZM228 217L230 218V220H232V218H233L232 215L229 213L228 216L225 218V221H227V220L229 221ZM23 218H24V220L26 222H23ZM109 220L110 221L112 220V223L109 222ZM188 220H187V222H188ZM245 220L247 222L246 217H245ZM41 221H42L43 224L41 223ZM46 221L47 222L49 221L50 224H49V222L47 223ZM232 221L235 222L236 225L239 226V233H240V227L241 226L234 219ZM29 222H31V223H29ZM97 222H99V223H97ZM204 222L205 221H203V223ZM263 223H264V221L261 222V226L258 229H255L254 227H252V226H250L248 224L249 227L256 233L258 238L259 237H264V230L261 231L264 228V224ZM21 224H23V225H21ZM27 224L29 225V227H28ZM48 224H49V226H48ZM24 225H25V227H24ZM56 225H57V227H56ZM96 225H97V228H95ZM27 228H29V229L31 228L32 230L28 231ZM33 228H34V230H33ZM53 229H55V230H53ZM56 229L58 230V234L56 233L57 232ZM24 231L25 232L28 231V232L23 235L22 233ZM42 231H43V233H42ZM122 231L124 232L123 234H122ZM33 232H34V234H33ZM37 232H39V233H37ZM48 234H49V236L52 237V239H51V237L49 238V236H47ZM133 234L136 237L135 240L130 239V237ZM153 234L154 235L156 234L158 238L156 237V235L154 236ZM158 234H160L161 236H158ZM37 235L39 236V238H37L38 237ZM121 235H122V237H121ZM245 235H244L245 237H248L247 234H245ZM16 236L18 237V239H17ZM41 236H43V238ZM201 236H200V238H196V243L192 242L190 239H187V237L185 235L182 236L181 239L177 242L176 247L173 249V251L171 253H168V255L165 257L164 261L161 262V264H167L165 262L169 261V259H170L169 262L172 263V264L173 263L175 264V262L176 263L180 262V264H185V262H187V264H195L196 255H197V253H195V252H196V249H197L196 247L198 245H199V248H200L199 255H200V259L201 260H207L208 256H209V253H212V258L214 260V258L218 255V253L221 252V250H220L221 249L220 248L221 245H222V248H223V246H224L223 244H226V242L225 243L224 242L222 243V241L215 242V247L209 248L208 246H206L204 241L201 240L202 239ZM15 237H16V240H15ZM159 238L160 239H164L162 241V243H161V240ZM46 239H48L47 243L44 242V240H46ZM152 239H153V241H152ZM20 240L18 242H20ZM42 241L44 242V244L46 243L45 244L46 247H45V245H43ZM18 242H16V243H18ZM149 243H151V245ZM163 243L164 244L166 243V245H163ZM19 244H20L19 248L22 247L23 243L21 244V242H20ZM160 244L163 245V246H160ZM218 244H219L220 247L218 246ZM11 245L12 244H10V246ZM40 245H43L44 247L42 249L38 250L37 246L39 247ZM186 245H190V246L192 245V246L189 249V248L186 247ZM23 246H25V245H23ZM34 246H36V247H34ZM164 246H166V247H164ZM46 248H47L48 251H46ZM154 249L157 251V253H156V251ZM20 250L21 251L24 250V252H25V249H23V247L21 249H19V251ZM82 250H84V251H82ZM39 251H41V252H39ZM53 251H55V252H53ZM149 251H151L153 253H150ZM179 251H181V252H179ZM193 251H195V252L193 253ZM223 251L224 252H223V255L221 257H222V259H224V255L225 254L227 255V257H226L228 259L227 264H231V261H232V264L236 263L238 261V259H241V256H243L244 258H243V260L241 259L242 261L240 262V264H245L246 262H247V264H264V261H263L264 259L259 257L262 254L259 251H263V248H261L260 245H257L252 250H249L250 252L247 251L246 253H242V254H239V255L233 249H230L228 251H226V249H224ZM48 253H50L49 255H51V256H48ZM62 253H64V254L61 255ZM254 253H256L259 256L255 257ZM176 254H178V259H177ZM60 255L62 257L63 256L64 257L62 258ZM157 255H158V257H157ZM55 256L59 257V259H62V261L57 259ZM168 256H170V258H168ZM25 257H27V258L25 259ZM36 257H38V258H36ZM53 257H55V258H53ZM14 258H13V260H14ZM166 258H168V259H166ZM49 259H51V260H49ZM177 260H178V262H177ZM233 260H235V261H233ZM29 261H30V263H29ZM10 262H11V260H10ZM11 264H16V262L13 261V263H11ZM22 264H23V262H22Z\"/></svg>",
    "mask_w": 264,
    "mask_h": 264
},
{
    "label": "snow or ice",
    "instance_id": "snow-or-ice-1",
    "mask_svg": "<svg viewBox=\"0 0 264 264\" xmlns=\"http://www.w3.org/2000/svg\"><path fill=\"white\" fill-rule=\"evenodd\" d=\"M90 3H95L99 5H103L105 3H119V4H127L128 0H89ZM143 7L146 11H148L152 15H156L160 18H163L165 16V11L167 8L171 6V0H142ZM233 7H237L236 5H233ZM208 13L209 18H211L212 13V7H208ZM107 16V13L105 11H97L95 13V29L97 32H102V39L104 42L108 45L107 51L109 53V56L114 58L115 63L117 66H120L123 64V59L121 56L120 46H119V33L110 27V25L106 22L105 17ZM236 19L239 21L240 17L237 16ZM216 20L220 24L222 28L228 33V35H233L230 29L227 28V26L224 24L222 18L219 14L216 16ZM42 22V21H41ZM61 24V20H53L52 24L49 28L50 34L54 36H58L59 28L58 26ZM177 27H180L177 25ZM39 35V33H37ZM83 33H79L75 35V37L72 40L73 45L76 49L77 57L86 56V45L84 44L82 40ZM209 39L215 40L216 37L214 35L209 36ZM201 43H204V40L201 38ZM145 51L148 53L149 58L152 57L151 50L147 48V45H145ZM257 58L264 63V57H260L259 54H256ZM161 56H164V53L161 52ZM166 59V57H165ZM185 64H187V61H184ZM125 71H128L127 68H125ZM132 73L129 72V75ZM4 79L3 75L0 74V82H2ZM220 79H226V77H220ZM207 89L209 92L212 91V84L209 82L207 84ZM2 90V89H0ZM142 90V89H141ZM101 99H104V97H101ZM141 100L143 98H140ZM200 113L209 121L210 126L208 127H201V131L204 133L209 134L213 140L214 143H208L204 137H201V143L207 148L208 152L212 156H220L221 158L227 160L228 164H230L233 168L237 169L241 173H246L248 175H252L253 172L256 173L257 179L264 178V145H261L260 148V158H259V167L256 169H248L240 167L238 164L234 162V158L237 156L240 157H250L253 155V149H252V140H253V130L251 128L248 129H242L239 125L236 124V120L233 115H231L221 104L220 97L212 93L211 96H205L203 101V106L200 109ZM141 116V119L143 117L142 111L139 113ZM235 130V131H233ZM136 134L139 137V126L136 129ZM5 135H7V132L5 130ZM31 136V139L35 141L37 139V136L34 134H29ZM79 136V133L77 134ZM235 135L236 144L235 146L231 148L224 147L225 142L229 140L231 136ZM14 139V137H13ZM25 140H28V136L25 137ZM79 141H77L78 143ZM140 144L142 147L146 146L143 143V140H140ZM7 151L9 153L12 152V144H8ZM111 155V153L109 154ZM126 156V153H125ZM229 157H232L233 159H229ZM31 162V161H30ZM155 162V161H154ZM16 163H21L20 161H16ZM117 162L114 161L112 167H115V164ZM158 163V162H157ZM6 167H11V164H6ZM67 170L65 169V172ZM134 171V166H130L129 172L131 173ZM140 175H145V173H140ZM8 181L5 179L4 176L0 175V184H6ZM132 185L135 186L140 190V194L143 195L144 191L143 188L139 185V183L132 179L131 181ZM13 187L19 186V181H17L16 184L12 185ZM180 185L177 184V187ZM117 189L119 190V184H117ZM203 182L201 183V193H203ZM256 191L258 193L259 199L264 200V187H260L257 185ZM180 197H178L175 192L173 191V194L170 199H167L168 207H169V214L171 218V225L175 226L176 229V236L171 240L170 246L166 249V251L160 256V259L156 262V264H161L162 261H164L165 257L168 255V253H171L173 249L176 247L177 242L181 239L182 236L185 235L184 231V224L181 222V220L178 218L177 213V206L178 201ZM242 197L240 195V190L237 188L234 190V196L233 199L230 201L228 207L225 209L227 213H230L233 217V219L241 226L240 227V235L243 237L245 234H247L248 237L251 238V244L250 248L256 247V245H260L261 248H264V241H261L258 239L256 233L249 227L248 223L245 220L242 207H241ZM124 210L127 211V206L125 205ZM260 218L262 221H264V212L260 213ZM6 219V218H5ZM143 215H141L139 218L134 217L131 221V228L129 229L127 227V222L123 219H118L117 224L122 228L124 231H131L132 233L139 232L141 235L144 233L143 229ZM84 228L88 230L90 233L89 236H84L77 230V238L81 241H87L89 244L93 246L99 247L101 253L104 255V261L103 264H110L109 257L111 255L110 251L105 247L104 242L98 238L97 233L95 232L92 225H90L87 220L84 221L83 224ZM21 226L9 222L7 223L6 228L4 229L2 235H0V244L3 245L5 249H7L10 245V240L14 236V234L19 230ZM228 234L227 226H225L224 231L222 233V236H226ZM130 239L135 240L136 237L133 234ZM187 248L190 249V245H186ZM222 247V245H221ZM136 252L138 255H140L141 260L137 261V264H143L142 257L144 252L143 244L141 243V246L136 249ZM200 248L199 245L196 249V261L195 264H214V260L212 258V253H209L207 260H201L200 259ZM59 259V257H56ZM243 256H241V259L243 260ZM0 264H11L9 259L0 260ZM16 264H21L20 260L16 261ZM124 264H128V261H125ZM187 264V262H185Z\"/></svg>",
    "mask_w": 264,
    "mask_h": 264
}]
</instances>
